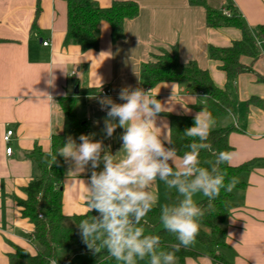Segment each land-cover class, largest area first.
Returning <instances> with one entry per match:
<instances>
[{
	"label": "crops",
	"instance_id": "0c3cea01",
	"mask_svg": "<svg viewBox=\"0 0 264 264\" xmlns=\"http://www.w3.org/2000/svg\"><path fill=\"white\" fill-rule=\"evenodd\" d=\"M96 1L101 7H109L113 2ZM135 1L140 12L125 21L123 38L113 41L111 25L102 22L98 48L83 51L75 43H65L66 0H0V264H10L9 253L15 245L36 253L30 239L33 225L21 214L17 198L26 196L23 188L33 178L34 163L29 153L36 147L50 151L52 136L64 128L62 97L78 96L77 113L88 122L87 134L95 133V139L103 140L113 153L121 148L119 137L123 129L117 128L110 139L104 137L106 112L98 103L101 97L123 103L118 99L122 88L151 89V95L167 107L157 124L166 122L169 128L167 113L199 112L195 105L203 104L205 95L189 84L164 81L153 87L143 86L142 64L153 53L171 50L173 46H177L181 61H196L209 70L216 85L234 93L233 111L220 116L216 127H233L229 133L232 147L229 163L251 165L238 176L243 186L233 189L227 241L236 251L234 264H264V53L259 50L252 72L241 73L231 81L219 62L210 58L209 47L231 45L242 37L241 29L208 26L206 9L192 5L189 0ZM208 3L222 7L226 0ZM232 3L251 32L257 34L264 25V0H232ZM45 41L49 43L45 45ZM243 61L250 63L251 58L244 57ZM73 70L76 75L71 76ZM77 86L79 90L75 92ZM88 88L97 90L79 93ZM103 88L110 92L101 94ZM8 129H13L14 135L7 144L4 134ZM166 131L162 127V135ZM9 145L11 154L6 152ZM70 168L65 162L61 183L63 212L82 214L89 210L84 182L90 169L76 173L70 172ZM153 191L159 195L158 205L169 203L170 193L162 181L155 182ZM202 198V194H197L195 200ZM191 246L200 255L186 257L183 262L175 257V264H215L200 242ZM90 255L82 252L72 258L84 256L83 261Z\"/></svg>",
	"mask_w": 264,
	"mask_h": 264
},
{
	"label": "trees",
	"instance_id": "16d2710c",
	"mask_svg": "<svg viewBox=\"0 0 264 264\" xmlns=\"http://www.w3.org/2000/svg\"><path fill=\"white\" fill-rule=\"evenodd\" d=\"M68 5V26L65 43H75L83 51L96 49L99 46V31L102 22L111 25L113 41L124 37V24L127 19L134 18L140 12V5L135 0H113L109 7H101L96 0H66ZM192 5L203 6L206 9L207 25L210 27L233 26L241 29L242 37L234 40L229 46L209 47V56L219 62V67L226 73L229 80L245 72H252L253 62L260 56L251 35V30L244 19L235 9L232 0H226V7L230 15L222 11V7L213 6L208 0H189ZM40 10V8H39ZM257 35L264 39V25L259 27ZM244 57L251 58L250 63L243 61ZM143 86L153 87L160 82L176 81L189 84L195 91L205 95L203 104L195 105L200 111L205 108L218 121L219 117L233 111L235 96L229 88L216 85L208 69L201 68L196 61L183 62L179 57L177 46L171 50L162 49L153 53L152 58L142 64ZM96 88H88L79 93H95ZM64 111L65 120L62 132L52 136L50 151H43L36 147L29 153L34 163L33 178L23 188L26 193L24 198H17L21 208V214L27 217L33 225L30 239L35 245L36 253L32 254L28 249L15 245L14 251L9 253L10 264H68L70 259L79 253L90 252L91 255L80 264H117L106 250L100 254H93L82 242L76 224L83 218L96 213L89 210L82 214L66 215L63 212L62 180L65 177V160L58 156L57 162L53 156L62 147L67 137L78 138L81 134H87L88 122L78 116V96L62 97L60 99ZM170 119V137L172 145L179 156L187 151L186 145L190 139L184 135L186 128L193 125L194 115L167 113ZM233 127H214L208 142L212 151H201V166L210 167L204 161H215L214 153L221 151L230 153L232 147L229 143V133ZM78 135V136H77ZM79 140L77 139V142ZM51 153V155H49ZM251 163L239 166L230 163L220 164L219 170L226 174L225 185L233 177L237 183L235 188L243 186L238 178L239 174L249 168ZM103 168L101 164L100 169ZM169 203H174L177 194L169 191ZM231 192L221 189L216 199L209 200L204 197L197 203L202 208L204 216L200 221L199 234L196 241L200 242L214 260L215 264H234L235 249L227 241V230L230 210L233 207ZM160 206L157 205L146 216V223L142 222L145 234L158 235L160 247L165 251H171L182 262L186 257H196L200 252L191 245L180 246L176 249L178 241L165 231L159 220Z\"/></svg>",
	"mask_w": 264,
	"mask_h": 264
},
{
	"label": "clouds",
	"instance_id": "9594fccd",
	"mask_svg": "<svg viewBox=\"0 0 264 264\" xmlns=\"http://www.w3.org/2000/svg\"><path fill=\"white\" fill-rule=\"evenodd\" d=\"M256 47L264 53L261 37L251 33ZM116 103L111 97L98 99L101 110L106 112L102 132L110 139L117 128L123 129L121 148L113 153L103 140H96L95 133L69 136L53 156L63 157L71 165L70 172L81 173L90 169L85 183L87 205L91 213L76 224L82 242L93 254L102 251L117 264H175V255L160 247L158 235L145 234L142 222L159 204V195L153 191L155 182L177 194L174 203L160 206L159 220L163 229L172 234L180 246L192 245L200 230L204 212L195 197L202 194L209 200L216 199L222 188L231 192L237 180L232 178L225 185L226 174L219 165L229 163L231 154L214 153L215 161H204L210 167L201 166V151H212L208 142L216 119L205 108L197 112L194 123L184 131L190 139L187 151L179 156L172 145L166 122L160 114L167 107L150 90L122 88ZM231 116V114H230ZM235 120V116H231ZM99 123V122H97ZM162 127L167 131L162 135ZM77 139L79 143H77ZM51 155V153H49ZM101 164L103 168L99 171Z\"/></svg>",
	"mask_w": 264,
	"mask_h": 264
},
{
	"label": "built area",
	"instance_id": "2783aa9c",
	"mask_svg": "<svg viewBox=\"0 0 264 264\" xmlns=\"http://www.w3.org/2000/svg\"><path fill=\"white\" fill-rule=\"evenodd\" d=\"M222 11H223L225 14L230 15V11H229V9H228L226 6H224V7L222 8ZM48 43H49L48 41H45V42H44L45 45H47ZM263 43H264V41H262V44H263ZM74 75H76V71H75V70H73V71L71 72V76H74ZM109 92H110V90L107 89V88H103V89L100 90V93L103 94V95H107ZM13 135H14V130H13V129H8V130L6 131V133L4 134V140H5V142H6L7 144L11 141ZM6 152H7L8 154H11V152H12V147H11L10 145L7 146V148H6ZM52 264H56V263L53 262Z\"/></svg>",
	"mask_w": 264,
	"mask_h": 264
},
{
	"label": "rangeland",
	"instance_id": "374dc122",
	"mask_svg": "<svg viewBox=\"0 0 264 264\" xmlns=\"http://www.w3.org/2000/svg\"><path fill=\"white\" fill-rule=\"evenodd\" d=\"M194 243H198L197 241H195ZM82 258H84V256H76L74 258H72L68 264H79L82 261Z\"/></svg>",
	"mask_w": 264,
	"mask_h": 264
},
{
	"label": "water",
	"instance_id": "95a60500",
	"mask_svg": "<svg viewBox=\"0 0 264 264\" xmlns=\"http://www.w3.org/2000/svg\"><path fill=\"white\" fill-rule=\"evenodd\" d=\"M78 90H79V86L76 87L75 92H78Z\"/></svg>",
	"mask_w": 264,
	"mask_h": 264
}]
</instances>
